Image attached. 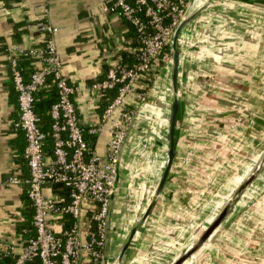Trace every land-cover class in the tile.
<instances>
[{"label": "crops", "instance_id": "obj_1", "mask_svg": "<svg viewBox=\"0 0 264 264\" xmlns=\"http://www.w3.org/2000/svg\"><path fill=\"white\" fill-rule=\"evenodd\" d=\"M193 1L189 15L198 16L177 43V155L146 217L170 148L172 65L158 69L145 104L138 98L148 84L143 79L102 122L106 109L91 101L89 88L104 79L115 57L132 65L128 59L136 46L129 42V23L111 11L112 0H0V256L21 239L17 226L27 208V185L11 180L29 176L26 138L15 126L19 105L11 51L19 47L25 56L47 36L34 27L40 18L59 29L54 41L62 71L76 88L81 118L99 130L95 154L102 161L113 124L123 113L132 117L125 125L102 264H119L127 243L120 264H174L251 177L219 227L184 264H264V0H212L201 12L202 0Z\"/></svg>", "mask_w": 264, "mask_h": 264}, {"label": "built area", "instance_id": "obj_2", "mask_svg": "<svg viewBox=\"0 0 264 264\" xmlns=\"http://www.w3.org/2000/svg\"><path fill=\"white\" fill-rule=\"evenodd\" d=\"M111 11L120 14L135 31L136 46L131 50L137 62L124 63L122 56L108 62L104 79L95 80L89 88L91 101H99L109 90L119 87V95L101 115L109 121L116 107L139 88L138 98L145 104L151 82L161 68L172 65V43L181 22L189 16V0H112ZM208 0H202L199 10ZM35 29L46 37L40 38L30 50L33 72L26 80L19 60L23 56L14 47L10 57L14 88L18 93V121L15 126L26 138L24 158L29 177L13 178V185L25 183L28 198L34 209V238L17 239L3 250L6 256H15L13 264H102L104 258L107 216L116 188L118 168L126 135L125 125L132 121L128 113L113 124L108 141L107 159L102 161L95 150L91 151L85 139L99 134L90 129L80 116L71 85L62 71L54 37L59 29L40 18ZM49 77L58 91L59 99L51 107L53 148L46 151L47 134L42 131L41 120L35 112V93L46 88ZM55 187H58L57 189ZM88 215V216H86ZM86 227V230H83ZM87 239V240H82ZM18 250H20L18 252Z\"/></svg>", "mask_w": 264, "mask_h": 264}, {"label": "trees", "instance_id": "obj_3", "mask_svg": "<svg viewBox=\"0 0 264 264\" xmlns=\"http://www.w3.org/2000/svg\"><path fill=\"white\" fill-rule=\"evenodd\" d=\"M129 27H130L129 35L132 36V38H135L136 35L134 28L130 24ZM33 61L34 60L30 57V53L26 54L18 61L19 68L22 69L26 80L29 79L30 75L33 72V67H34ZM128 61L130 64L133 65L137 62V58L135 55H131ZM124 63L128 66H132L127 64L125 61ZM47 85L48 87L40 88L35 93V112L41 120L42 131L47 134L46 150L48 153H51L53 148V141H52V137L49 135V133L51 132V123H52L50 110L51 107L58 101L59 96H58V91L53 83L52 77L48 78ZM118 95H119V87L109 90L106 93V95L102 97L101 101H99V105H101L102 110L104 111L105 109H107L108 106L111 104V102L116 100ZM85 139L91 151H94L97 143V135L90 134L87 131L85 134ZM175 145H176V139H175ZM55 188L57 189L58 187ZM25 193H26L27 208L24 211V220L21 223H19V225L17 226V234L22 236L23 238H34L36 236V231L33 226L34 209L31 206V201L28 198V188ZM16 259L17 258L14 256L1 255L0 264H13L16 261Z\"/></svg>", "mask_w": 264, "mask_h": 264}, {"label": "water", "instance_id": "obj_4", "mask_svg": "<svg viewBox=\"0 0 264 264\" xmlns=\"http://www.w3.org/2000/svg\"><path fill=\"white\" fill-rule=\"evenodd\" d=\"M210 1L206 3L205 6H207ZM200 12L202 11L199 10ZM198 16L197 13H193L186 17L179 27L177 28L173 43H172V51H173V59H172V85H173V93H174V101L171 106V118H170V125H169V142H170V148L168 151V158L166 162V166L164 167L162 178L159 182V185L156 189V192L154 194L153 201L150 203L148 210L146 212V217L150 214L155 201L157 197L161 194V191L164 187V184L167 180L169 171L171 169V166L174 162V159L177 155V151L175 149V131H176V123H177V116L180 108V103L178 99V67H179V59H180V51L177 47L179 36L182 32V30L185 28L187 24H189L191 21H193ZM253 177H251L248 181H246L240 188L237 197L231 200V202L225 207V209L219 214V216L216 218V220L208 227V229L205 231V233L199 238V240L188 250L186 253H184L174 264H184L193 254H195L210 238V236L215 232V230L219 227L223 219L227 216L228 211L232 207V205L235 203L236 198L239 197L240 193L249 185ZM113 199V197H112ZM112 204V201H111ZM111 209V206H110ZM109 209V213L107 216V225H106V239H105V256L108 257V251H109V244H110V217H111V211ZM137 228L132 229L131 234L129 236V242L134 238L136 234ZM129 247V243H127L122 252L120 253L118 257L119 264L122 262V258L124 256L125 251Z\"/></svg>", "mask_w": 264, "mask_h": 264}, {"label": "bare ground", "instance_id": "obj_5", "mask_svg": "<svg viewBox=\"0 0 264 264\" xmlns=\"http://www.w3.org/2000/svg\"><path fill=\"white\" fill-rule=\"evenodd\" d=\"M194 5H196V4L194 3ZM194 5H193V6H194ZM196 7H197V6H196ZM197 8H199V6H198Z\"/></svg>", "mask_w": 264, "mask_h": 264}, {"label": "rangeland", "instance_id": "obj_6", "mask_svg": "<svg viewBox=\"0 0 264 264\" xmlns=\"http://www.w3.org/2000/svg\"><path fill=\"white\" fill-rule=\"evenodd\" d=\"M202 5V4H201Z\"/></svg>", "mask_w": 264, "mask_h": 264}]
</instances>
